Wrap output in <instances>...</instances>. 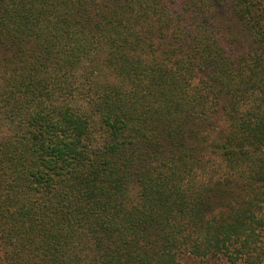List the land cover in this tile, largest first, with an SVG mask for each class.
Returning a JSON list of instances; mask_svg holds the SVG:
<instances>
[{
  "label": "trees",
  "instance_id": "trees-1",
  "mask_svg": "<svg viewBox=\"0 0 264 264\" xmlns=\"http://www.w3.org/2000/svg\"><path fill=\"white\" fill-rule=\"evenodd\" d=\"M264 264V0H0V264Z\"/></svg>",
  "mask_w": 264,
  "mask_h": 264
},
{
  "label": "rangeland",
  "instance_id": "rangeland-1",
  "mask_svg": "<svg viewBox=\"0 0 264 264\" xmlns=\"http://www.w3.org/2000/svg\"><path fill=\"white\" fill-rule=\"evenodd\" d=\"M185 264H226L224 261L218 260H201L199 258H189L185 260Z\"/></svg>",
  "mask_w": 264,
  "mask_h": 264
}]
</instances>
